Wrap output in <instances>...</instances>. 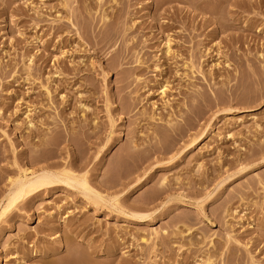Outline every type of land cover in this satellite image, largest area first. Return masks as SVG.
Returning <instances> with one entry per match:
<instances>
[{
	"label": "rangeland",
	"instance_id": "rangeland-1",
	"mask_svg": "<svg viewBox=\"0 0 264 264\" xmlns=\"http://www.w3.org/2000/svg\"><path fill=\"white\" fill-rule=\"evenodd\" d=\"M51 164L129 214L49 188L0 221V264H264V0H0V198Z\"/></svg>",
	"mask_w": 264,
	"mask_h": 264
},
{
	"label": "bare ground",
	"instance_id": "bare-ground-1",
	"mask_svg": "<svg viewBox=\"0 0 264 264\" xmlns=\"http://www.w3.org/2000/svg\"><path fill=\"white\" fill-rule=\"evenodd\" d=\"M100 1V0H99ZM107 18L106 14H102V20ZM164 54H172L173 50L171 46L170 37L167 38L164 42ZM220 47L217 48V52L219 53ZM261 54H259L260 56ZM218 64V63H217ZM216 64V65H217ZM192 67L191 62L184 63V67ZM167 83H163L159 86L160 93L163 95L166 92ZM203 95L197 94L191 99L192 105L196 112L192 113V116H187L183 119V123L180 121L174 120L171 118H163L164 128L168 129L171 133L179 134L180 129L191 128L193 126V120H197L202 113V104H203ZM179 112V110H178ZM177 112V113H178ZM147 119H159L161 121L162 117L156 118L154 113L148 115ZM31 124V122H30ZM256 127H259L257 123H255ZM113 127V120L110 118V128ZM74 129H69V132H73ZM111 132V131H110ZM109 132V133H110ZM156 130L152 131L154 134ZM108 133V134H109ZM156 134V133H155ZM154 134V136H155ZM85 135V134H84ZM86 136V135H85ZM84 136V137H85ZM153 138V136H152ZM151 140V138H150ZM199 140V137L193 138L191 143H196ZM46 144H51V140L47 141ZM137 140L133 142V146H138ZM233 174H228L226 178H230ZM166 178L162 177L161 181L163 182ZM7 190L2 198H0V221L3 218L7 217L11 214L12 210L15 209L20 203L25 204L28 203L32 198L38 196L42 191L48 190L52 187H64L70 190H74L75 192L81 194L87 202L92 203L93 205H106L109 208H112L114 211L129 214L128 210L125 211L123 205L120 203L119 198L117 196H106L102 194L91 182L86 172L78 173L75 172L72 168L71 164H64L61 166H57V164H51L46 167H40L35 170H29L27 168H20L16 177L7 178ZM209 195V194H208ZM207 195V196H208ZM201 209V205H198ZM133 213V214H132ZM203 213V212H202ZM131 215L136 214L139 218H144L149 216V214L140 213L139 211H134L130 213ZM157 230L154 229L151 231V236L147 237L144 241H153V239L157 235ZM144 237H142V240ZM210 258H207L206 261H209ZM256 264H259L256 262Z\"/></svg>",
	"mask_w": 264,
	"mask_h": 264
}]
</instances>
